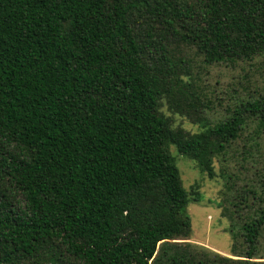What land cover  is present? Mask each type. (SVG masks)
<instances>
[{
    "label": "trees",
    "instance_id": "1",
    "mask_svg": "<svg viewBox=\"0 0 264 264\" xmlns=\"http://www.w3.org/2000/svg\"><path fill=\"white\" fill-rule=\"evenodd\" d=\"M258 61L264 0H0V264H264V78L216 118L209 84ZM171 148L220 164L230 257L187 241Z\"/></svg>",
    "mask_w": 264,
    "mask_h": 264
},
{
    "label": "rangeland",
    "instance_id": "2",
    "mask_svg": "<svg viewBox=\"0 0 264 264\" xmlns=\"http://www.w3.org/2000/svg\"><path fill=\"white\" fill-rule=\"evenodd\" d=\"M244 69L245 71H242L237 67L231 70L224 66L212 68L209 78L210 88L219 100L222 99V105L215 101L213 117H221L225 114V108L221 106H224L228 102V95L231 97L234 89L239 94H244L238 85L242 84L246 86L243 77L248 76L252 83L258 85L263 83L264 61H258L252 68L245 66ZM175 121L177 125H180L187 131L192 133L198 131V126L190 124L185 119L176 118ZM241 147L242 145H240V149ZM171 153L175 158L183 186L190 192L197 183V191L201 197L199 202H192L188 206L192 232L187 241L230 257L231 240L227 233L229 224L227 219L222 217L221 209L217 206L222 199L221 192L224 190V179L220 175L222 172L220 164L218 162L214 163L215 177L209 179L205 174H201L198 171L191 160L179 156L174 148H171ZM225 165H227V167L225 166L227 173L237 174L240 178L252 175L253 168L252 170L249 169L252 164L250 162H242L241 156L235 152L228 157ZM240 165H243L245 169H240Z\"/></svg>",
    "mask_w": 264,
    "mask_h": 264
}]
</instances>
